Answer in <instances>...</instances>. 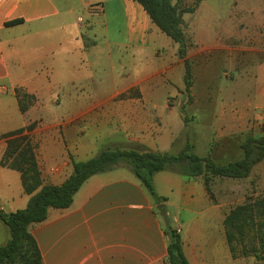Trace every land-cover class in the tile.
Listing matches in <instances>:
<instances>
[{"label":"crops","instance_id":"obj_1","mask_svg":"<svg viewBox=\"0 0 264 264\" xmlns=\"http://www.w3.org/2000/svg\"><path fill=\"white\" fill-rule=\"evenodd\" d=\"M16 21L21 23L7 26ZM220 26L227 39L234 37L244 47L263 39L264 0H239ZM235 46L224 49L232 54ZM214 47L215 42L195 33L193 56ZM248 49L239 53L259 51ZM178 50L136 0H0V210H23L30 199L20 173L1 165L4 136L22 129L35 147L45 185H63L73 173L72 159L85 162L105 148L180 152L186 142H177L172 125L183 131L184 124H34L39 106L57 99L68 113L101 110L115 113L118 120L124 114L165 113L167 97L180 95L184 83L185 61ZM231 59L238 83L222 92L223 127L203 155L226 164L242 158L241 145L249 135H264V60L248 65ZM17 90L36 99L25 114ZM197 137H192L196 150ZM255 170L260 171L256 197L263 196L264 161ZM230 180L212 179L209 192L203 178L189 179L170 169L154 177L156 193L165 199L157 203L123 166L90 178L69 209H50L46 221L29 232L43 264H167L162 211L180 232L190 264H256L262 253L248 250L246 236H237L235 253L228 242ZM257 211L263 209L254 210L251 240L261 248L264 234L257 231ZM10 240V230L0 221V247Z\"/></svg>","mask_w":264,"mask_h":264},{"label":"trees","instance_id":"obj_2","mask_svg":"<svg viewBox=\"0 0 264 264\" xmlns=\"http://www.w3.org/2000/svg\"><path fill=\"white\" fill-rule=\"evenodd\" d=\"M149 14L153 24L168 38L179 46L178 57L185 61L184 84L186 91L190 89L192 68L188 53L193 46L184 30L185 14L196 12L200 4L207 0H195L192 8L181 9L174 0H136ZM20 21L8 23L7 26L20 24ZM20 111L25 114L34 105V96L17 90ZM33 128H27L30 131ZM25 129L7 134V148L1 161L2 167L17 171L21 175L23 191L30 197L27 207L14 213L6 214L0 210V221L10 230L11 240L0 247V264H43L37 241L30 234L29 228L34 224L46 221L50 209H69L74 198L83 185L93 176L114 171L120 167L129 168L140 180L157 202L160 198L154 187V177L170 169H175L189 179L203 178L208 191L214 178L244 180L251 176L254 168L264 161V135H249L241 149L243 157L227 164L216 163L210 157H202L195 151V145L187 138L184 148L178 154L153 151H137L127 149L105 148L94 158L77 162L72 159L73 173L61 186L45 185L36 159L35 147ZM264 207V200L254 205L236 207L225 220L228 242L232 253L234 243H238V235L245 233L247 227L253 229L254 210ZM264 216V210L262 211ZM243 222V223H242ZM242 223V224H241ZM258 231L264 232V223L258 225ZM168 236L167 264H190L183 248L180 232L171 225L166 228ZM243 242V240H240ZM262 261L264 263V235L260 239Z\"/></svg>","mask_w":264,"mask_h":264},{"label":"rangeland","instance_id":"obj_3","mask_svg":"<svg viewBox=\"0 0 264 264\" xmlns=\"http://www.w3.org/2000/svg\"><path fill=\"white\" fill-rule=\"evenodd\" d=\"M238 1L239 0H207L201 4L199 13L185 14L183 16L184 28L192 44L195 33L198 32L205 42H215V47L208 53L199 57L192 55L197 49L193 48V46L190 48L188 54V60L192 68L190 89L186 91L185 84L183 83L182 90L179 91L180 95L176 97H167L169 109L165 113L141 114L137 116V118L134 114H124L123 118L118 120L115 113H105L101 110L88 113H68L65 107L60 106L59 100L57 99L54 103L51 102L50 104H41V106H39V109L36 111L37 119L34 124H184L185 129L183 131L172 125L173 134L179 139L177 142L185 144L189 137L190 141L195 145V151L198 155H202V157L205 154L208 155V152L211 150L207 145L212 143L214 138L212 135H216L214 132L220 133L223 127V110L221 109L223 104L222 92L225 89L228 90L229 87L232 88L234 84L238 83V81L235 80L237 77L233 75L234 71H232V69H234V66L232 65L233 67H231V57L233 56L235 64H239L240 60H243V62L246 60L248 65H254L255 61L262 62L264 60V38L257 41H249L244 47L236 44L237 41H234V37L231 38V40L227 39L228 37H226L223 32L222 26H220V23L227 18V15ZM174 3H177L181 9H186L194 7L195 0H174ZM213 33L214 35L212 36ZM227 45H236L235 48L232 49L234 51L232 54L224 49V46ZM246 47L259 51L251 54L247 53L246 55H244V53H239L240 49ZM242 57L244 59H241ZM207 59L209 60L208 67V63L206 62ZM206 88H209L208 94L207 91H205ZM131 93L137 94L138 92L134 90ZM193 124L194 126L192 129ZM197 124H217V128L212 130L208 128L200 129ZM194 134L198 136L197 150L196 141L192 139ZM178 153L179 152H176V154ZM259 173L260 171L255 170L246 180L228 181L230 182L229 187L231 190L232 210L240 204H248L249 201L256 202L264 200V194L263 196L259 195L256 197V186H258L259 183ZM261 209L264 210V207ZM160 213L164 227L167 228L169 225L172 226L171 215H165L162 211ZM256 222H258V231V225L264 223L262 211H257ZM252 232V227H247L245 233L242 234L247 238L248 250L262 252L261 248L255 246L251 240L253 237ZM257 234L256 232V235ZM261 234H264V232L261 231ZM239 249L243 250L240 246ZM262 256L263 255L257 258L256 264H264Z\"/></svg>","mask_w":264,"mask_h":264}]
</instances>
